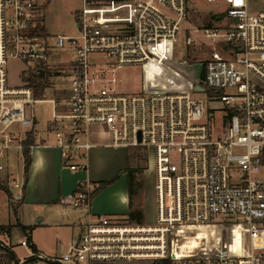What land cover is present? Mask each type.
<instances>
[{
    "label": "built area",
    "instance_id": "1",
    "mask_svg": "<svg viewBox=\"0 0 264 264\" xmlns=\"http://www.w3.org/2000/svg\"><path fill=\"white\" fill-rule=\"evenodd\" d=\"M40 1L0 0L1 186L13 203L24 200V152L36 146L35 106L47 102L51 119L38 145L56 148L69 172L88 173L95 129L107 136L108 147L153 157L157 223L92 214L95 188L81 179L67 204L86 217L64 254L46 257L22 233L14 244L13 231L0 229V257L7 264L8 255L12 264H264V0H222V25L184 40L188 0H83L77 35L58 36L54 48L48 40L39 43ZM179 43L186 69L172 67ZM189 46L210 53L193 60ZM58 49L69 61L53 67L51 52ZM11 60L28 66L25 85L9 87ZM134 66L141 69L140 90L119 91L117 73ZM59 75L68 82L66 94L47 99L43 87ZM194 93H207L220 109H206ZM30 133L33 146L27 145ZM13 159L22 160L20 171ZM219 227L236 234L230 254L172 255L175 228ZM16 247L30 256L18 259Z\"/></svg>",
    "mask_w": 264,
    "mask_h": 264
},
{
    "label": "rangeland",
    "instance_id": "2",
    "mask_svg": "<svg viewBox=\"0 0 264 264\" xmlns=\"http://www.w3.org/2000/svg\"><path fill=\"white\" fill-rule=\"evenodd\" d=\"M98 2H106L110 0H93ZM256 2L255 0H252ZM83 0H41L40 1V17L42 19L45 36L39 39L41 45H45L48 40L51 47H55L56 39L58 36H75L77 35V14L81 10ZM225 9L222 0L217 4H210L207 0H188V19L182 38H188L197 29L206 27H217L222 25L221 13ZM217 17V18H214ZM189 55L193 60H200L210 53V48L202 46L196 48L193 46L188 47ZM176 57L172 61V67L176 69L187 68L184 66L185 48L182 43L176 47ZM190 57V58H191ZM66 64L69 60L65 56V52L55 50L51 52L50 64L55 67L58 61ZM27 65L24 63L11 60L9 61L8 72V85L9 87H20L25 85L22 75L23 71L27 70ZM57 67V66H56ZM56 69V68H55ZM65 66H59L58 70H65ZM195 70L200 71V66L196 65ZM57 75V74H56ZM49 76V70H47ZM60 79H51L50 86L48 83L44 86V93L46 98L63 99L66 94L68 82L62 75ZM118 88L122 92H138L141 87L142 74L140 67H125L117 73ZM193 98L201 101L206 109L213 108L220 109L219 104H210L207 93H194ZM36 119H37V137L36 140L45 139L46 129L51 119L52 106L47 102H42L35 106ZM93 142L108 143V138L102 132L95 129ZM129 166L130 169H135L137 172L134 174V182L132 185V202L134 207L140 205V210L144 213V218L141 221H129L127 218L119 219L120 221H129L131 223H138L142 225H155L157 223L156 216V196H155V166L153 157L141 149H129ZM13 169H22V160L18 163L13 159ZM121 175V173H120ZM119 175V176H120ZM125 174H122L124 176ZM125 177V176H124ZM122 178V177H121ZM120 179V178H119ZM119 182V181H118ZM124 184V183H123ZM120 190V184L113 187L108 196L111 200H116L118 195H115ZM2 197L5 199L6 205L9 207L10 214L2 213L0 215V226H9V224H17L19 222V207L17 204H9L7 195L2 192ZM113 200V201H114ZM116 203L121 208L119 199ZM79 213L76 212L71 206H64L58 203L54 206H46L38 209L35 205L24 208V224L29 228L27 233H22L19 229H12L14 244L22 236L30 238L33 246L39 253L46 257L56 258L64 254L69 246L73 235L79 234L80 221H78ZM11 220V221H10ZM9 221L11 223H9ZM208 228H196L185 231L180 240V245L177 252V257H193L202 254L206 251L205 242L210 244L208 236ZM78 236V235H77ZM247 243V242H246ZM15 256L24 261V258L30 256V252L22 247L15 248ZM156 262L147 261H134V262H114L111 264H154ZM0 264H7L6 260L0 257ZM26 264H46L44 262H31Z\"/></svg>",
    "mask_w": 264,
    "mask_h": 264
},
{
    "label": "crops",
    "instance_id": "3",
    "mask_svg": "<svg viewBox=\"0 0 264 264\" xmlns=\"http://www.w3.org/2000/svg\"><path fill=\"white\" fill-rule=\"evenodd\" d=\"M38 141L36 140V146L31 151L32 162L27 180L25 178V197L21 203L17 204L20 206L18 211L21 225L26 226L24 224L25 207L35 205L38 209H42L58 203L69 206L67 202L75 194L78 181L81 179H88L94 186V191L99 188L101 183L109 184L99 194L93 198L91 196L90 210L92 214L122 219L127 218L131 213H141L142 218H144V213L140 211L142 210L140 205L134 207L132 194L130 195L129 178L126 173L130 158L128 149L108 147L104 142H94L96 147L90 152L88 173L74 174L63 168L60 153L56 148L39 146ZM122 174H125V177ZM0 180H2L1 176ZM119 184L120 190L115 195H118L117 199H119L121 208L116 203L117 199H113V201L108 196L110 190ZM2 192L7 195L9 204L15 205V203L10 200L7 190L0 189V215L2 213L7 215L10 214V210L4 197H2ZM76 212L79 213L78 221L81 223L86 217V212ZM127 219L129 220V217ZM10 221L9 223H11ZM9 226H13V229H19L15 227L16 224H9ZM3 227L8 226H0V229Z\"/></svg>",
    "mask_w": 264,
    "mask_h": 264
},
{
    "label": "trees",
    "instance_id": "4",
    "mask_svg": "<svg viewBox=\"0 0 264 264\" xmlns=\"http://www.w3.org/2000/svg\"><path fill=\"white\" fill-rule=\"evenodd\" d=\"M38 29H39L38 32L41 35L45 36L44 27L39 25ZM42 90L43 89L37 90L36 94L40 95ZM34 144H35V140L33 139L32 133H30L29 139L27 141V145L33 146ZM31 162H32L31 151L29 149H26L24 152V175H25L26 180H27V176H28L29 169L31 166ZM136 172L137 170L130 169V166H128L126 169V173L128 174V178H129L130 195L132 194V185L134 181V174ZM108 186H109L108 183H101L99 185V188L96 189L92 193L91 195L92 198L96 196L97 194H99L100 192H102ZM0 189L3 191H6L5 188H3L1 185H0ZM9 198H10V195H9ZM128 217L130 221H141L143 219L141 213H131ZM15 227L19 228V230L22 233H27L29 231L28 227L21 225L19 222L16 224ZM13 228H14L13 226H8V227L1 228V230H7L8 233H11ZM184 232H185L184 229H181V228H175L173 230L171 234V239H170V247H171L172 255H175L177 253L179 245H180L181 236ZM206 237L210 241V244L209 243L207 244L206 243L207 241L205 242L206 252L209 255H213V256H225L232 252L235 239H236V234L232 228H227V227L220 228L219 227V228H216L215 230L209 231V234ZM28 240L32 243L30 238H28ZM33 248L35 249L34 246ZM6 258L8 260V264H12L15 260V257L13 255H8ZM154 264H166V261H162V262L160 261Z\"/></svg>",
    "mask_w": 264,
    "mask_h": 264
},
{
    "label": "water",
    "instance_id": "5",
    "mask_svg": "<svg viewBox=\"0 0 264 264\" xmlns=\"http://www.w3.org/2000/svg\"><path fill=\"white\" fill-rule=\"evenodd\" d=\"M41 76H43V75L41 74ZM195 90L196 91H201L202 89H200V87H196Z\"/></svg>",
    "mask_w": 264,
    "mask_h": 264
}]
</instances>
